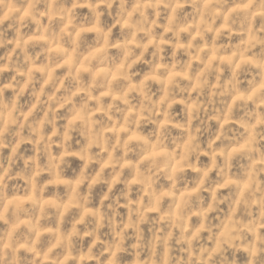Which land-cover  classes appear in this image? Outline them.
<instances>
[{
  "label": "clouds",
  "instance_id": "obj_1",
  "mask_svg": "<svg viewBox=\"0 0 264 264\" xmlns=\"http://www.w3.org/2000/svg\"><path fill=\"white\" fill-rule=\"evenodd\" d=\"M0 264H264V0H0Z\"/></svg>",
  "mask_w": 264,
  "mask_h": 264
}]
</instances>
